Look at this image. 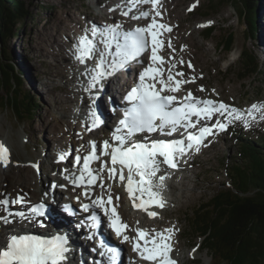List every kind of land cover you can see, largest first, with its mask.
<instances>
[{"label":"rangeland","instance_id":"374dc122","mask_svg":"<svg viewBox=\"0 0 264 264\" xmlns=\"http://www.w3.org/2000/svg\"><path fill=\"white\" fill-rule=\"evenodd\" d=\"M22 1L26 3L33 18L27 21L25 29L21 31L18 37H12L11 43L8 46L15 68L21 72L20 75L24 82L23 87L34 96L39 104V108L33 121L29 119L18 121L15 119V113L12 110L0 106V140H4V143H6L10 151L9 164L4 167L0 165V199H7L9 197V201L16 200V195L19 194L32 196L28 192L30 190L23 191L24 187H21V181L26 176H29V174L34 176L37 187L41 186V189H52V191H59L61 193L63 191V185H60L59 182L55 183L57 180L54 175L59 176L57 179H64L61 172L72 167L74 158L77 156V148H83V144L79 142L80 140L78 138L81 135L84 136L87 134L84 128L85 125L80 123L81 121H77V119L74 120L75 117L80 116L79 113H77V116H74L72 112L75 111L76 113V110L70 111V109H66L60 103V99L63 100L64 96H66V93L61 88L73 90L77 88L76 83L70 80L72 73L76 69L69 67V64L63 59H59L61 70H65V75L69 80V82L63 81L61 73H58L59 69L54 65V58L51 56L44 61L38 51L35 50L34 44L38 36L37 34L44 32L46 26H50L48 20L52 19L56 13L64 16L63 13L69 10L73 16L74 12H77L80 21L84 20V15H90L92 16L90 19H93L100 13L99 19L95 18L94 20L99 22V25H106L101 15H103L106 9L108 10V4L110 2H117L119 5L125 4L122 0ZM193 1L195 0H173L166 9L163 6L161 7V14H164L163 16L165 17L163 18L164 24L168 23L167 25L173 27L170 32L178 34V32L183 31L179 29L182 26L184 28V37L189 39L188 44L192 47V49L188 47V44L184 42L185 39H183L181 40L183 42L177 50L181 52L184 49L190 48L192 56H189L191 60V65H189L191 68L198 67L197 69L194 68V70L190 69L186 64V60L189 57L177 56L176 62L178 63V69L176 72L185 74L184 79L189 83H195L197 79L200 80L198 84L188 87L183 93L191 91L203 99L215 98L222 103L231 104V108L238 110L244 109L247 106L251 107L255 103L264 105V53L259 41L260 35L263 37H261L262 41H264V0L260 1L259 6L261 3L262 6L257 9L256 15L258 19L256 23L257 25L258 23H262L260 25H263V27L257 33L256 40L247 39V26L240 23L238 13L234 6L227 5L221 10L219 9L217 13L207 16L205 14L207 7L216 6L221 0H200L202 5L192 13L189 11V7ZM101 8L105 10L101 11ZM75 9L76 11H73ZM111 22L113 21L108 19L106 23L110 24ZM115 23H118V20ZM203 23L211 25L215 30L214 35L208 41L202 37L203 31H205L201 28V24ZM144 25L147 26L148 24ZM173 25L176 26L175 28L177 30L175 29L174 31ZM133 27L135 28L132 24L131 28ZM229 33L233 34L235 45L234 50L225 53L216 46ZM81 37L79 36L77 38L78 44ZM72 43L75 46L77 45L75 40H72ZM166 43L167 40L164 42L165 47H167ZM169 44L171 43L168 42ZM246 49L256 55L259 63V72L242 79L244 74L247 73L246 70L239 66V55ZM45 50L49 49L46 48ZM163 54L167 59L168 55L164 52ZM181 60L186 63L181 62ZM184 63L187 66H183ZM65 65L68 67L66 68ZM195 71L197 73L199 72V75L196 74L195 76L193 74ZM48 74L53 76L51 78L53 79L52 85L50 86L46 85L49 81ZM76 78L82 82L79 76L76 75ZM82 87L84 88V85ZM3 95H5V90L0 91V97ZM73 97L76 99L74 103L75 109L76 105L77 109L83 107L85 98L89 100L87 104L92 105L91 102L93 100L90 96H81L79 93L76 94L74 92ZM224 118L231 124H235L236 128L244 136L257 137L264 134V116L254 122L246 124L244 121L237 122L236 118L228 114H225ZM60 120L63 124H61ZM63 120L69 121V126ZM58 123L61 125L58 131H60V134L64 138H60V136L52 133V130L54 131L57 128L56 125ZM60 139L64 141L60 143ZM89 145L86 143L87 147ZM49 147L51 149L50 151L48 150ZM239 149L240 145L237 142V138H234L232 131L226 134H219L207 144L204 150L197 152L192 162V168L186 167L188 172L186 178L182 174H179L178 177L176 175L170 176L171 183L180 187L178 190L167 189L169 190L167 192L170 197L171 195L176 197L177 194H182L183 191H181L180 184L184 180H188L190 189L187 190V193L189 191L190 194H195L196 200L188 206H180L181 208L174 205L173 208L169 207L164 210L162 209L163 211L160 210V217L156 218L157 220L153 224L154 226L151 225V229L154 231L151 233L154 235L158 231L162 232L168 226L170 228L171 224H174L171 226H178V232L182 231L184 233L177 243L178 245H183L182 252L187 257L186 259L185 257L183 258L184 264H192L195 260L196 264H214L212 256L206 250L202 248L199 251L196 250L197 246H200L202 239L194 232H190L189 220L192 219L193 211L197 210L199 206L208 203L218 192L227 189L234 190L230 185L228 171L234 163L240 161ZM61 154H66L64 160L59 159ZM54 163H57V165ZM30 192L33 195L36 194L32 191ZM40 194L39 192L36 195L37 197H35L36 199L32 201L38 200ZM103 197L104 195H102ZM72 201H75V198H72ZM7 208L12 210L11 206H7ZM60 210H62L61 207ZM124 219L128 223L127 219ZM136 229L137 227L132 232ZM192 257L195 260L190 262V259H193Z\"/></svg>","mask_w":264,"mask_h":264},{"label":"snow or ice","instance_id":"6c2138e0","mask_svg":"<svg viewBox=\"0 0 264 264\" xmlns=\"http://www.w3.org/2000/svg\"><path fill=\"white\" fill-rule=\"evenodd\" d=\"M158 2L159 0H129L131 6L129 11L137 4L147 3H151L153 9H156ZM123 14L127 15L128 13L124 12ZM149 15L148 12H141L140 17L133 18H147ZM155 15H160L158 10ZM120 28V25H109L103 30V34H107L109 37L105 43L110 46L115 42V56L111 64H107L105 53H100L99 62L92 70L94 74H91L88 90L95 88L103 78L124 69L130 61L136 60L145 53L149 49V37H151L152 64L139 73V83L127 94L126 99L132 106L125 112L124 118L120 120L121 127H118L113 134V140L117 144L113 145L105 141L103 145V155L110 156L112 166L103 165L101 169L102 171L106 169L110 178L119 174L121 181L126 179L129 196H135V199L140 200V203L134 206L147 212L148 207L151 205L164 206L161 194L152 189L153 177H156L160 171V164L163 163L175 168L177 166L176 157L184 154L186 149L196 147L199 150L198 146L207 135L212 134V129L210 127H201L198 134L189 133L187 141L176 139L171 141L152 140L150 143H129L131 137L137 133H153L157 131L171 135L178 130V127L185 129L194 128L196 125L191 121V117L211 119L216 113H226L229 116L240 119L242 113L238 109L230 108L222 102L217 104L213 100H196L191 92L184 98L182 106L173 107L172 105L177 99L176 96L163 95L162 93H176L180 90L181 84L188 81L176 80L175 87H173L171 82L174 81V76L171 71L168 72L167 80H165L160 78L161 72L158 67L153 66L164 62L157 54L161 46V41L158 39L160 34L158 30L164 29L170 32L171 29L166 25L157 24L155 17L146 27H138L134 31L120 32ZM96 34L97 29L93 27L92 35L95 36ZM121 37L123 43L120 42ZM95 51L96 48L93 41L86 35L82 36L76 48V59L84 63L85 60L93 56ZM109 68L111 71L108 70ZM177 75L183 76V73H177ZM156 82L161 85L159 89L156 88ZM261 108H264V105L253 104L249 110V115L254 111H259ZM90 116L92 117V127H97L102 122L97 111H91ZM215 126L220 131H224L227 127L226 124L220 122H217ZM125 129L126 132L124 131ZM158 157H162L163 160H159ZM65 158L66 154H61L59 157L60 160ZM98 159L96 145L93 144L90 154L83 157V168L80 171V175L68 178L76 186L96 184L99 176L94 174V170L90 167V162ZM80 160L81 157L78 155L76 162L79 163ZM8 162L9 150L3 143H0V163L7 166ZM117 166L119 167L117 168ZM125 169L127 170L126 176L124 174ZM135 177H139V179L137 180ZM159 179L163 182L165 177L160 176ZM137 193L138 195H136ZM85 195H87V192ZM145 195L147 199H143ZM24 202L23 197H18L12 201L0 199V207H4L7 211L9 203L23 204ZM111 205L112 196L109 195L107 200L97 197V199L92 201L91 206L102 209L104 214L109 217L110 227L116 235L118 237L122 236L123 240L128 241L130 238L124 233L129 226L122 222L116 207H110ZM89 208V204H82L83 211L88 212ZM42 209L43 205L36 206L31 209V212L33 215H44ZM9 215H18L21 218H25L24 212H9ZM148 215L155 217L157 214L148 212ZM0 219H3L5 223L10 222L7 216L0 217ZM96 219L97 217L93 215L92 220L95 221ZM173 235V228H167L162 232L158 231L154 236L137 229L133 250L139 254L141 259L149 261L151 264H177L171 258ZM140 241H143V244ZM66 245L67 238L64 235H57L52 239H44L37 235H11L6 247L0 249V264H62L68 251ZM108 251L112 253L113 259L118 252L114 248H109Z\"/></svg>","mask_w":264,"mask_h":264},{"label":"bare ground","instance_id":"6f19581e","mask_svg":"<svg viewBox=\"0 0 264 264\" xmlns=\"http://www.w3.org/2000/svg\"><path fill=\"white\" fill-rule=\"evenodd\" d=\"M171 1H173V0H160L157 9H153L152 4H149V3L145 4V5H140L139 7L136 8L138 13H136L134 8H132V10L129 11V8L131 6H130V4L126 3V4H124V8L122 9V12L123 13L127 12L131 18L134 16L137 17L138 14H140L141 12H148L150 14L149 20L150 19L152 20L153 17H155L157 24L160 22L164 23L163 18H165V17L163 16L164 14L163 15L161 14V7L163 6L166 9L167 6H170L169 3ZM173 3H175V2H173ZM108 5H109L108 10L101 8V11L105 10L103 15H101V16H103L102 19H104L105 23L108 21V19H111L113 21V19L123 17V13L120 14L118 12V10H116V9H113V11L109 12L110 9L118 7L117 2L116 3L110 2ZM126 6H128V7H126ZM76 9H78V8H76ZM76 9L73 11H76ZM157 10L160 12L159 16L155 15ZM70 13H71V11L66 10L63 13L64 16L58 15L56 13L57 15L55 14V16L52 19H49L48 23H50V26H46V30H44V32L37 34L38 36L36 38L34 48H35V50L38 51V53L44 59V61L47 58H50L51 56L54 58V61H55L54 65L57 69H59L58 73H61V77H62L63 81L69 82V80L67 79V77L65 75V73H66L65 70H61L59 59H63L67 64H69L68 65L69 67L76 69L74 71V73H72V76H71L72 78L70 80H71V82L76 83L77 88L75 90L68 89V88H63V89L61 88V90L64 93H66V96H64L63 100L60 99V103L63 104L66 109H70V111L76 110V113H75V111L72 113L74 114V116H77V113H79L80 116H77V118L75 117L74 120L77 119V121H79V122L81 121L80 123H82V124H84V116H87L93 110L96 111L98 109H101L102 111H104L105 117L103 119V124L100 127L104 129V128L108 127V124L111 123L112 119L119 113V109L123 106V103H124L123 99L120 96H118L120 94L118 93L117 88L110 84L112 82V84L115 85L117 82L115 83V81H111L109 84L106 85V88L101 93H98V92L91 93L90 97L93 100V102H91L92 105H88L87 102L89 100L87 98H85V102H83L85 106L83 105V107H79L77 109V105H76V109H75L74 103L76 102V99L73 97L74 92L76 94L79 93L81 96L82 95L86 96L83 94V90L88 88L85 83L87 82V80L89 81V78H88L89 76L87 75L86 70L83 69L84 68L83 65L86 64V61L82 64L80 61H78L76 59V55H77L76 48L78 45L77 38L79 36H84V35L88 36V30L90 28H93V27L99 28V22L95 21L94 19L95 18L97 19L98 17H100V13H98L96 15V17H94L93 19H90V17L92 18V16H90V15H84L85 18L83 21L79 20V18H78L79 15L77 12H74L73 16ZM177 15H178V13H177ZM149 20H147V22H146L147 24L149 23L148 22ZM122 24L125 25L124 29H126V27L129 26V23L127 22V20H124V22ZM260 24H262V23H259L258 27H260V30H262L263 25H260ZM141 26H143V23L139 27H141ZM175 27L176 26H174V31L176 29ZM179 29L183 30V31L180 33L178 32V34L177 33L173 34V32H168L167 30L162 31V34H161L162 45L159 48V50H162V52H164L165 54L168 55V57H167L168 62L164 63L163 65L161 64L160 66H162V69H163V72L165 73V75H166L167 70L171 69L172 70L171 73L175 77V79L183 80V77L185 76V74L183 76H179L176 73L177 67H178V63L176 62V58H177V56L180 57L179 55H181L183 57L192 56L191 55L192 47H190V45L188 44L189 39L184 37V33H183L184 28H182V26H181ZM261 37L262 36L260 35L259 41H260V45L262 47L261 49H263V53H264V41H262L263 37L262 38ZM183 39H185L184 42L186 44H188L187 46L190 47L191 49L187 48V49H184L183 51L179 52L177 50V48L183 42V41H181ZM72 40H75V43H77L76 46L74 43H72ZM166 40H167V43H166L167 47H165L163 45V42ZM168 42L171 43V44H169L170 46L168 45ZM93 44L95 45V48H96L95 54H97L100 51L99 48L97 47L98 44H96L95 42H93ZM46 48L49 50H45ZM172 59H173V61H172ZM98 60L99 59L95 58L93 60V62H94L93 64L96 65L99 62ZM186 61H187V63L185 61L181 60V62H185L188 65L191 62L190 57L187 58ZM185 63H184V65H186ZM89 64L92 65L91 62ZM173 65H174V67H173ZM68 66L65 65L66 68ZM153 66H156V65H153ZM137 68H138V66H135L133 69H137ZM194 68H196V66ZM184 70H185V68H184ZM198 73L195 71L193 74H195V76H196V74H198ZM48 75H49V81L46 83V85L50 86V85H52L53 79H51V78L53 76H51L50 74H48ZM76 75L81 78L82 82L77 80ZM120 78H123L121 80H124V82L127 81L126 77H124V74H122ZM162 79L167 80V76L162 77ZM199 81L200 80L197 79V82H195V83L194 82L183 83L184 89H186L188 87H192L194 84H198ZM82 84L84 85V88L82 87L83 86ZM118 86L121 88V86H124V84L123 83L121 84V81H118ZM203 100H206V99H203ZM111 103L115 104V106H116V108L114 110H112L110 108ZM240 112L242 113L241 118L247 120V117L245 116V111L244 112L240 111ZM252 114L256 117V120H257L258 118L264 116L263 115L264 114V108H261L259 111H254V112H252ZM82 117H83V119H82ZM63 121L66 125L69 124V121H66V120H63ZM90 121L92 122L91 116H90ZM249 121L252 122L251 120H248L247 122H249ZM60 122H61V124H63L61 120H60ZM59 124L60 123H58L57 125L55 124L57 126V128L54 131L51 129L52 133H54V135L56 134L57 136H60V138H64V136L62 134H60V131H58L59 126H61ZM84 125H86V124H84ZM98 136H99V127L93 131H90V133L87 132V134L84 136L81 135V137L78 139L80 140L79 142H81L83 144V148L82 147L79 148V153L77 154V156L78 155L83 156L84 155V153H82L83 151L85 153H87L86 143H89L92 139H98ZM63 141H64L63 139L59 140L60 143H62ZM0 143H3L6 146V143H4V140H0ZM6 147L8 148V146H6ZM8 150H9V148H8ZM48 150L49 151L51 150L50 147ZM0 165H2L3 167L5 166L3 163H0ZM55 165H57V163ZM96 169L99 173L101 172L99 167H96ZM61 173L64 176L73 175V173H75V169L73 167H71L70 169H67L66 172L62 171ZM167 173L173 175V173L170 171H167ZM100 174H102V172ZM179 174L184 175V177L186 178V176H188L187 169L182 167ZM102 176H103V174H102ZM176 176L178 177V175H176ZM176 176H175V178H176ZM54 177L57 180L55 182H59V184H63V181L60 178H58L59 179V181H58V179H57V177H59L58 175H54ZM154 178H157V176ZM187 181L184 180V182H181L180 186L182 188L181 191H183V192H182V194L176 193L177 194L176 197L172 196V195H171V197L165 196V192L169 191L167 189H172V190L177 189L178 190L180 188L176 184L171 183L167 186H165V185L161 186L158 184L155 185L154 190H157V192H159L161 194V196L163 197V200H164V206L162 209H164V208L166 209L169 207L173 208L174 205H177L178 208L180 206L181 207L185 206V205L188 206L189 204H192L196 200L195 194H193V193L190 194L189 191L187 193V190L190 189L189 181L188 182ZM103 182H105L106 185L104 188H101V186L99 185L98 190H97V188L95 189V191L93 193L94 200L97 199V197H101V194H105V197H103L104 200H106V198L109 195H111V196L115 195V197H119V199L116 198L117 212L119 214H121L122 217L127 219L128 224H129V230L137 227L138 229H142V230L148 229L149 230L148 232H151L152 231L151 225L155 224L157 219L156 220H148L147 218L144 219V218H142L143 217L142 212L139 214L137 212H135V213L131 212L135 208L132 206L133 202L127 200L126 194L124 193V190H123V186L120 185L119 183H117L116 181H112V180L108 179L107 177L106 178L103 177L101 185ZM21 187H24L23 191L30 190V191L36 193L33 195V194H31L30 191H28L30 193V195H32L31 197L28 195L25 196V194L16 195L17 198L23 197L24 200L29 201L31 203V205H28V206L32 207V206L36 205L37 203H39V201L43 197L44 198L48 197L46 199L47 201L44 202L45 205H47V204L55 205V210L58 212V214H61L63 217H69L68 214L60 211V207L62 206V203H61L62 200H66L64 194L59 193V191L58 192L52 191V189H50V190H45L44 188L41 189V186L37 187L36 180L34 179V176L31 174H29V176H26V178L21 181ZM39 192L41 193L40 198L36 201H32V200L36 199L35 197H37L36 195H38ZM13 206H16L17 208H12V210L8 209L7 211L4 209V207H0V212H2V217L7 216L8 220L10 221L9 223H5L3 221V219L0 220L1 230L3 232L2 238L0 239V243H3V244L7 240V238H9L11 235H14V234L21 235V234L25 233V231H23V230H24V228H26V226L28 224V223L22 221L23 218H21L18 215H9V212H11V213H18L19 212L18 211V209H19L18 205H13ZM158 211L160 213V210H158ZM22 212L25 213V216L28 215V209H25ZM39 218L42 219L44 224H46V228L43 229L41 226L42 229L40 228V230H38V232L43 231V233H49L52 235L57 233V235L66 236V238H67L66 247L68 248V252L65 254L66 259L62 262V264H82L83 262L85 264H97L96 260L97 259L101 260V254L103 252V248L101 246L102 243H101L99 234L105 233V230H106L105 227L102 230H96L93 227V225H90V228L88 229L87 232L84 230L85 228L82 229L81 231L77 232L76 230H72L71 228H66V226H65V228L59 229V231H57V230L53 231L55 228H53L47 222V220L44 217H38V219ZM171 225H174V224H171ZM171 225H170V228L174 229V235L172 236V241H171L172 245H173L171 257L177 262V264H184L183 258L185 257V253L182 252L183 245L177 244L178 241L181 239L180 237L184 233L182 231L178 232V230H177L178 226L175 227V226H171ZM167 228H169V226ZM34 232H37V231L35 230ZM34 232H31V233H34ZM128 234H129V231H128ZM89 235H92V238H89ZM200 248L201 247L197 248L196 250L199 251ZM186 258L187 257H185V259ZM192 258L193 259H190V262L194 260V257H192ZM193 262L195 263V261H193ZM123 264H129V262L126 260V262L125 263L123 262Z\"/></svg>","mask_w":264,"mask_h":264},{"label":"trees","instance_id":"16d2710c","mask_svg":"<svg viewBox=\"0 0 264 264\" xmlns=\"http://www.w3.org/2000/svg\"><path fill=\"white\" fill-rule=\"evenodd\" d=\"M262 0H221L216 6L205 10L207 16L215 14L227 5L238 13L241 24L247 26V39L256 40L260 30L257 25V9ZM31 12L22 0H0V106L15 113L18 121L34 120L39 104L34 96L24 89L21 72L15 68L9 50L12 37H18ZM215 30L203 31L208 41ZM232 33L224 36L217 47L229 53L234 50ZM240 64L247 74L259 72L256 55L243 50ZM240 145L239 162L228 171L230 185L234 190L218 192L208 203L199 206L189 220L190 232L201 240L214 264H264V134L247 137L238 129L232 131Z\"/></svg>","mask_w":264,"mask_h":264}]
</instances>
